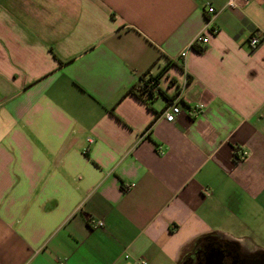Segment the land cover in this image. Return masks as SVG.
Returning <instances> with one entry per match:
<instances>
[{
  "label": "crops",
  "instance_id": "1",
  "mask_svg": "<svg viewBox=\"0 0 264 264\" xmlns=\"http://www.w3.org/2000/svg\"><path fill=\"white\" fill-rule=\"evenodd\" d=\"M228 1L0 0V264L264 256V0Z\"/></svg>",
  "mask_w": 264,
  "mask_h": 264
},
{
  "label": "flooded vegetation",
  "instance_id": "2",
  "mask_svg": "<svg viewBox=\"0 0 264 264\" xmlns=\"http://www.w3.org/2000/svg\"><path fill=\"white\" fill-rule=\"evenodd\" d=\"M200 247V250L196 253V258L198 260L203 258L205 261L208 253L216 251V249H220L224 255L223 264H264V256L262 255H244L241 252H238L237 249L227 245L226 243L217 242L213 239H210L206 243H202ZM185 264L195 263L191 258Z\"/></svg>",
  "mask_w": 264,
  "mask_h": 264
},
{
  "label": "built area",
  "instance_id": "3",
  "mask_svg": "<svg viewBox=\"0 0 264 264\" xmlns=\"http://www.w3.org/2000/svg\"><path fill=\"white\" fill-rule=\"evenodd\" d=\"M228 5L230 7H233V5H234L233 4V0H229L228 1ZM207 12L210 13V14H212L214 12V9L212 7H208L207 8ZM211 33H215V31H212ZM208 40H209V37L206 34L199 33L198 35H196L192 39V41L188 45L187 49H184L180 53V58H185L186 57L188 49L203 48L205 45H207ZM259 43H260V40L258 38H252L250 40V45L252 47L258 46ZM153 84H154V82L151 80L149 82V85H153ZM158 89H159L158 86H155L154 87V93H155V95H158ZM181 111L182 110H181V106H180V96H177V97L174 98L173 102L170 103L168 105V107L163 110V114L162 115L164 116V118H165L166 121H168V122H174L175 119L177 118V116L181 114ZM102 225H103V223L101 221H99L97 223V226H102ZM142 264H145V263H142Z\"/></svg>",
  "mask_w": 264,
  "mask_h": 264
},
{
  "label": "trees",
  "instance_id": "4",
  "mask_svg": "<svg viewBox=\"0 0 264 264\" xmlns=\"http://www.w3.org/2000/svg\"><path fill=\"white\" fill-rule=\"evenodd\" d=\"M196 50L199 53L203 52L202 48H197ZM165 71H166V67L163 68L157 75L149 76L148 79L147 78L146 79H142L140 84L137 87L130 88L128 92L134 94L137 98H139L141 100H146V101L147 100H153L157 96H164L166 99H169V97H166L165 94L161 91L160 88L158 89V95H155V93H154V87L158 86L159 78L165 73ZM151 80L154 82L153 85H149V82ZM224 243H226L227 245H229V246H231V247L236 249V244L227 243V242H224ZM208 246H209V244H208ZM189 259H191V257L188 254L184 258L183 264H185Z\"/></svg>",
  "mask_w": 264,
  "mask_h": 264
},
{
  "label": "water",
  "instance_id": "5",
  "mask_svg": "<svg viewBox=\"0 0 264 264\" xmlns=\"http://www.w3.org/2000/svg\"><path fill=\"white\" fill-rule=\"evenodd\" d=\"M215 241L217 240L215 239ZM223 260H224V255L222 251L220 249H216V251H212L207 254L204 264H223Z\"/></svg>",
  "mask_w": 264,
  "mask_h": 264
}]
</instances>
